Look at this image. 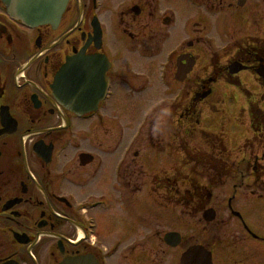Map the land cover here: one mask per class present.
Instances as JSON below:
<instances>
[{
  "label": "flooded vegetation",
  "instance_id": "obj_1",
  "mask_svg": "<svg viewBox=\"0 0 264 264\" xmlns=\"http://www.w3.org/2000/svg\"><path fill=\"white\" fill-rule=\"evenodd\" d=\"M192 1L200 3L198 8L204 14L210 11L212 14L195 16L200 27L194 32L189 31L191 33L183 32V28L177 35L181 34L185 40L191 41L204 39L211 46H217L211 54L213 58L204 68L209 70L206 76H200L195 71L198 55L193 52L196 48L200 50L198 45L192 42L190 48L185 45L176 51V54L193 55L195 65L183 82L174 83L172 51L168 54L166 65H160V69L150 60L159 56L156 41L163 44L169 40L170 43L172 32L168 27L178 18L176 8L181 7L176 5L181 0H68L56 30L46 26L24 29L20 22L9 19L3 10L5 3L0 0V264H178L175 258L165 260L172 248L164 245L161 239L157 240L162 223H171L169 216L152 218L151 225H148L151 228L149 240L145 241L144 238L141 241L139 234L136 235L133 243H142V246H122L116 241L111 247H106L99 241L101 230L109 226L115 231L124 230L122 215L108 221L107 215H94L93 212L108 209L110 202L122 203L125 197L135 199L141 191L144 174L141 157L144 155L139 150L132 151L134 144H124L119 125L125 112L116 99L122 94L125 97L118 101L127 102L132 100L135 92L151 89L157 83H168L169 87L179 85L176 99L181 102L175 113L170 107L164 117L155 112L148 117L152 155L150 158L146 155L145 162L148 165L152 162L159 164L158 169L172 163L171 136L175 132L172 129L175 117L176 122L182 123V128L177 130L182 143L179 151H185L187 156L184 164L186 170L178 179L192 187L191 192L189 188L185 190L191 199L206 198L209 204L215 197L205 186L203 178L198 182L194 175L191 177L189 174L192 166L188 159L204 167V154L199 152L200 148H213L212 141L198 140L197 149L194 139H191L199 124L198 104L212 100L213 85L220 77H229L230 64L240 63L248 70L264 67V34L257 37L258 31L262 33L264 30V0H245L242 5L238 4L239 0ZM9 2L17 4V0ZM210 16L221 20L234 17L242 24L241 27L249 26L242 29L236 24L220 36L221 27L210 29L215 21L204 24V19ZM92 23H97L100 28L98 48L91 40ZM81 25L85 26L84 29ZM162 27L167 31L162 32ZM252 34L257 36L253 37ZM213 35L219 38L217 43H214ZM145 38L151 42L143 43ZM128 40L140 49L135 48L132 52ZM83 45L86 47L82 48ZM152 48L153 52L149 54ZM227 53H231V56L222 63L220 56ZM79 55L92 57L97 63L102 61L105 66L103 76L109 82L106 97L98 101L96 111L92 113L78 114L69 110L53 95L51 88L53 77L66 57ZM128 60L140 62L143 71L129 70ZM75 77V82L84 80ZM169 87L163 92L165 101L172 98ZM203 91L208 95L196 101V94ZM260 119L262 125L256 123L257 127L256 124L252 127L262 137L263 164L260 169L264 191V117ZM110 121L113 122V129L108 126ZM164 141L166 143L161 147ZM156 148H161V151ZM163 148L167 150L164 155L161 154ZM189 150L201 156L192 155L188 153ZM82 154L88 155L90 160H80ZM212 157L214 161L208 163L212 164L214 176L206 178L209 181L206 185L213 186L214 190L226 185L224 180L231 179L237 172L227 167L220 155ZM245 167L248 169V164ZM152 169L154 166L150 165ZM254 169L250 171L254 172ZM164 173L159 170V174L150 177L149 185L154 191V184L176 182L177 177L171 179L172 176H166L171 171L165 170ZM244 174L241 172L239 176ZM232 189L236 190V184H232ZM85 194L89 195L83 198ZM162 196L166 197L168 193L159 191L158 198ZM211 204L216 221L226 208L220 209ZM236 207L232 206L233 213L227 217L246 223L247 235L239 232V225H235L234 232L240 233L238 237L247 243L244 245L232 240L228 255L216 259L213 255V264H259L254 260L263 254V250L255 247H264V234L255 230L249 218L257 217L256 222L262 221L264 208L256 213L257 209L246 208L241 203ZM203 209L198 206L196 212L202 213ZM129 212V217H132L134 210ZM220 225L221 222L216 225L217 231ZM129 226L130 218L127 226L130 231ZM134 229L136 232V224ZM213 237L219 246L227 245L228 239L221 241V234L216 233ZM252 242L258 245L252 247Z\"/></svg>",
  "mask_w": 264,
  "mask_h": 264
},
{
  "label": "rangeland",
  "instance_id": "obj_2",
  "mask_svg": "<svg viewBox=\"0 0 264 264\" xmlns=\"http://www.w3.org/2000/svg\"><path fill=\"white\" fill-rule=\"evenodd\" d=\"M181 1L182 2H179V4L177 3L176 5L177 7H181V8H176L178 18L176 17L175 22H173V24L168 27V30L172 32L173 34L170 43L169 41H166L167 47H165L163 44L160 46L158 41L155 42L156 49L157 51H159L158 52L159 56L153 60H150V63L159 65V69H160V65L162 66L165 62L166 53L172 50H175V51L180 50L181 48L185 47V43L188 42V39L185 40L183 38L184 36H181V34L177 35V33L182 32L183 28H185L183 32L191 33L189 31H192L194 28L197 29L198 27H200L199 25L195 24V22L197 21L195 16H198L201 14L204 17V15L212 14L211 11L208 14H204L203 10L198 8V6L200 5L199 2L198 4H195L194 1H191V0L188 3L187 2L185 3V1L183 0ZM174 4H172L173 7H175ZM182 5H184V8ZM185 10L187 11V14ZM210 18H213V16L212 17L210 16ZM212 21H215L216 23L213 24L214 27L211 26L210 29L213 30L216 26L218 28L221 27L220 32H219L220 36H222L223 33H226L228 28H231L232 26H236V24L239 27L242 26V24L236 21V18L234 17L226 18V20H223V19L221 20L219 18H214V20L208 19L209 23H212ZM245 21H248V20H245ZM81 26H82V29H84L85 26L83 25ZM248 26L249 25H245V27L243 26L241 28L247 29ZM161 31L164 32V31H167V29L165 27H162ZM256 32L257 31H254V33ZM258 34L259 36L255 34L254 35L252 34V36L262 37L264 34V30L262 33L258 31ZM231 36H234V35H231ZM207 38H209V36H207ZM212 38L214 40V43H217L219 41V38L217 39L215 35H213ZM128 41L130 42V46H132L131 47L132 52L133 50L140 49L139 47H136V46L134 47L132 44L133 42H131L130 40ZM150 42L151 41H149V38H145L143 43H150ZM192 42L200 47V50H196V49L194 50L195 54L198 55V59H199L196 70H195L196 74L200 76H206L207 74H209V70L208 69L204 70V68L207 66L208 62L213 58L212 57L213 55L211 54L214 52V49L217 46V44H215V46L213 47L210 44H208L210 43L209 41H206L204 39L196 40V41L193 40ZM152 52H153V48L152 50L149 51V54ZM228 56H231V53L221 55L220 56L221 62L225 63ZM127 68L129 70H132L133 72L136 69L139 72L143 71V67H142V64H140V62H133L130 60H128L127 62ZM202 70H204V72ZM241 74L245 75V77L248 76V72H242ZM239 79L241 81H245V78H243V76H241ZM244 84L246 85V89L252 92V94L249 95L248 93H245L243 90L241 91L244 93V95H246L247 98L249 97L251 101H256L257 99L259 98L261 99L264 96V94L261 95V91H259V87H255L251 81H247ZM173 86H174L172 87L173 93L176 90H179V87H180L179 85L173 84ZM164 89L165 88H163L159 83H157L154 87V90H157L156 92H150V90H152L150 89L145 94L143 93L140 96L134 97L132 98V100H129L127 102L118 101V100H122L125 97L122 94H120L116 99L119 105L123 106L122 108L125 112L123 113V116H122L123 119H120L122 120L121 125H119V129L122 130L121 135L124 136V144L128 145L130 143H133L134 146L132 147V151L139 150L144 155L143 158L141 157V160L144 162V164L142 163L144 165L143 166L144 174L141 178L143 180H142V183L140 184L141 186L140 197H137L135 199H126L125 203L119 202V203L114 204L113 202H110V207L108 209L103 208L102 210H96L93 212L94 215L97 213H103L107 215L108 221L111 218H114V220H116L117 215H120V216L122 215V218H123L122 227L124 228V230L115 231V229H113L112 227L110 228L109 226L108 228L101 230V238L99 241L106 247H111L116 241H119L122 244V246H127L128 244H132L136 247H139L140 243L135 244L133 243V240L136 238L137 234L140 235L139 239L145 238V240H149V236H147L149 235V231L147 230L151 229L148 225H151L150 222L152 218L161 216V215H162V218H164L165 215H170L171 223L166 224V225L162 224L163 227L161 229L166 232L167 231H178L181 234L185 235V237L188 238L187 239L188 241L186 242L184 239L183 243H181L179 247L172 249V251H170V253L166 255L165 257L166 261L172 260L174 258L178 260L179 254L185 249V247L188 246L190 242H192L193 244V242H196L197 240H204V243L209 244L208 247L210 251H212V253L214 254L215 259L225 254L228 255L230 248H225L224 246H221V248H218L216 244L214 245L213 242L214 240H216V238L213 237L214 234L216 233L221 234L222 236L220 238L221 241L224 239L225 240L229 239L228 241L230 242H232V240H236L235 242H238L239 244L244 243V245H246L247 243L246 241H244L245 239L243 240L242 237H238L240 233L234 232L236 228L235 225H238V224L235 221V219L233 220L227 217V215H229L228 212L223 211L225 215L224 213H220L219 219L216 220L215 222L213 221V222H210L209 224H206L201 221L198 222L197 213H196V210H194L197 208V206L194 203L196 202V200L192 201L189 196H186L187 201L184 202L185 198L183 199L182 195L180 194L181 192H185V188H187V185L181 182L179 183L178 179L176 183L170 184V185L154 184L156 191H154L152 187L149 185L150 177H153L152 175L159 174V170L161 173H164L165 170L171 171L172 173H170L169 175H166L167 178L169 176H172L171 179L175 177L178 178V176L183 175L184 171L186 170V168L184 169L183 167L176 169L175 163H174V162H178L179 164V161H184L182 163L185 164V161H187V158H186L187 156L184 153L185 151L183 152V154L180 153L179 151L177 158L173 157L172 159L174 162L166 165L167 167H165L164 169H158L159 164L154 163V169L150 170V165H148L149 163L145 162L146 155L150 157V155L152 154L151 149L148 147L149 140L147 139H150V137L148 138L149 136V132L147 129L148 122L146 123L145 118L147 115H152V113L154 112L156 113L165 112L166 109L168 108L167 106L170 105L168 103L170 101L168 100L163 101L164 100L163 92L165 91ZM214 90H215V93H217L216 99L220 100L225 95V101L224 103L212 104L211 106L214 107V109L213 108L212 109L203 108L202 129L207 132L214 133V134H216L217 132H212L210 130L220 131L223 134H227L231 132L230 135L223 136L224 140L222 141H223L224 146H226V148L220 147L221 149L220 151H222V153L226 155V159L224 160L228 162L233 161L234 168L236 167L238 169L233 170V171H236L237 174L232 175L231 179L228 180L226 178L224 180V183H227L226 185L220 186L219 188L214 189V190H212L211 188V192L214 193V196H215L214 197L215 199H212L211 202L216 205L219 204L221 207L223 206V208H225L226 202L224 201H226V199L229 196H233L234 199L232 202V206L234 205V207H236V205L239 206V204L241 203V205L245 206L246 208L257 209L256 213L258 212L260 213V209L262 207L264 208V195H263L264 191H263V185L261 181L262 172L260 169L263 164V160L261 159L262 154H263V149H262L263 146H262V139H261L262 137L259 134L253 135L252 131L249 130L250 124L248 120L245 118L246 115H244V109H242V107L246 109V105L244 103L243 96L240 95V93L238 92L236 88H234L230 84L218 82L217 84H215ZM255 92H259V94L256 95L254 94ZM171 99H172L171 100L172 111H174L180 106L181 101L180 100L175 101L174 96ZM263 109H264V105H263ZM114 110L116 111L117 108ZM234 111L241 112V115L244 117L242 118V116L240 115L241 117H238V118L236 117L237 119L235 121L234 118L236 116L235 115L236 113ZM123 123H124V126H123ZM108 126L110 129H113V122L110 121ZM173 126L175 129H180V127L177 125V122H174ZM137 129H138V134L136 135ZM246 130L248 131V133ZM178 132L176 131L175 135L181 147L182 145L181 136H180V133ZM244 138H247V139H244ZM191 139L193 140L194 138H191ZM166 140H168V137L165 138V141ZM192 140H190L189 138V143L192 144ZM195 140L197 139H194V141ZM208 141H214V140L209 139ZM214 142L216 145L219 146V142L218 143L216 141ZM163 143L161 147L164 146ZM194 146H196L198 149L197 143H194ZM229 150H231L232 152H230ZM228 151L229 153H227ZM229 159L231 161H229ZM247 164L249 166L248 169L245 167ZM179 165L181 166V164ZM253 168H255L254 172L253 171L251 172L250 169H253ZM190 170H193L192 173H195V174L199 170L200 172L199 175H204L203 177H205L204 180L206 181V184L208 181L207 177L208 176L213 177V172L211 170L209 171L208 169L207 171H202L197 165H193L189 169V171ZM153 171H154V174H153ZM179 171H181L180 172L181 174L179 173ZM241 172L245 173L244 176L242 177L239 176ZM164 176L165 175H162V177ZM212 184H214V182H212ZM232 184H236V190H234L235 193L233 194H232L233 192ZM149 190L153 192H158V190H160V192H167L168 196L165 197L166 202L170 203L171 205L168 204L167 207L163 208L165 209V211H163L161 208L163 207L162 205L165 203L164 200L161 199L158 201L157 200L152 201L149 195L143 196L144 194H148L150 192ZM88 195L89 194H85L83 198L88 197ZM261 197L263 200L262 203H260L261 200H259V198L261 199ZM255 199H258V200H255ZM203 202L205 201H202L201 203ZM128 209H130L131 211L134 210L132 217H129L130 210L128 211ZM129 218H130V226H129L130 231H129V228L127 227ZM256 219L257 217L255 219L252 217L249 218V220L253 222V226H255V230L259 233L264 234V221L262 222L259 221L257 223H254L256 222ZM105 221L106 219L104 218L103 222ZM220 222H221L220 230L217 231L218 228L216 227V225L219 224ZM135 224L137 227L136 232L134 229ZM263 238H264V235H263ZM251 244L247 246L251 245L253 247V246L258 245V243H254V242H252ZM255 248L257 250H263L262 251L263 254H259L258 258H255L254 261L258 262L259 264H264V247L258 246ZM146 250L149 251L148 248H146Z\"/></svg>",
  "mask_w": 264,
  "mask_h": 264
},
{
  "label": "water",
  "instance_id": "obj_3",
  "mask_svg": "<svg viewBox=\"0 0 264 264\" xmlns=\"http://www.w3.org/2000/svg\"><path fill=\"white\" fill-rule=\"evenodd\" d=\"M65 1L66 0H58V4H59L58 7H49L45 10L48 12H56V14H55V16H53V18H57L58 15L60 14V12L63 10L62 6H64ZM9 11L11 12V14L13 13L14 15H16L19 19L24 17V19L26 20L27 23H29V25L38 24V23H42V22H48L47 15L36 14L35 16H32L31 14L28 13V15L23 16L24 13H22L20 9H14L12 11V9L9 8ZM39 11L43 12L42 10H40V8H39ZM37 12L38 11L36 10L35 13H37ZM50 21H52V20H50ZM54 26H55V24H54ZM191 65H192V62L188 65H179L178 71L176 74L177 80L184 79L185 75L191 69ZM66 66H69V63ZM238 70H239V68L235 67L231 71V73L237 72ZM257 73L259 75H261L262 77H264V69H259L257 71ZM59 81L61 82V77L58 79V82ZM60 97L62 98V99H60V101L63 105H65L67 108L70 107V109H73L72 108V101L69 98H66L65 96L63 97L62 95H60ZM206 213L207 214L204 215L205 220L210 221L213 217V214L211 212H206ZM210 213H211V215H210ZM165 241L168 244H170L171 246H175V244H177L179 242V236L176 234H171V233L166 234ZM180 264H211L210 254L203 251V249L201 247H197V246L191 247V248L187 249L182 254V256L180 258Z\"/></svg>",
  "mask_w": 264,
  "mask_h": 264
}]
</instances>
